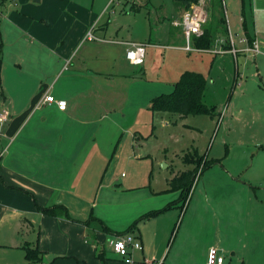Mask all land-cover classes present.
<instances>
[{
	"label": "crops",
	"instance_id": "obj_1",
	"mask_svg": "<svg viewBox=\"0 0 264 264\" xmlns=\"http://www.w3.org/2000/svg\"><path fill=\"white\" fill-rule=\"evenodd\" d=\"M113 2L110 0L107 6ZM210 2L207 1L209 17L212 11ZM253 2L264 5L261 0ZM93 6L95 4L91 5L86 0H11L6 5L8 9L5 11L2 8L0 12V111L8 109L10 113V120L0 137V149L6 148L0 156V239L7 243L2 244V247L18 250L24 257V245H37L43 251L42 262L29 261L34 264H65V260L74 255L89 259L86 255L90 248L97 253L96 258L101 262L99 254H104L107 262L106 243L109 242L113 250L111 241L126 234H133L143 246L141 250L131 251L130 262L113 250L126 263L132 264L134 259L147 261L151 255H162L167 247L171 223L170 220H166V224L162 221L165 226L160 227L157 215L176 206L178 199L182 200L180 190L170 189L169 181L173 177L168 181L169 190L172 191L170 195H165L164 191L157 193L163 188L143 193V200L138 201L133 210L109 202L104 195L100 205L99 196L97 200L93 199L92 191L97 187V179H91L92 175H96L89 149L91 114L102 111L101 118L104 117L103 113L113 109L123 93L121 89L116 92L115 84L110 89L115 98L108 101L98 96L99 99L92 105L88 99L95 87L92 78L106 77L113 81L125 77V74L110 72V65L114 63L116 53L119 54L122 49L119 47L116 52L112 44L124 45L127 49L126 44L122 43L125 41L100 37L105 35V25L94 22L92 25L96 23L95 27L89 26L96 14ZM235 13L238 15L235 28L229 22L228 27L231 33L234 32L236 56L231 48H225L230 42L225 35L217 38L212 51L218 54L217 59L231 54L236 61L237 76H241L238 91H242L251 104L250 112L244 106L240 112L257 114L252 118V125L256 126L254 132L250 128L245 133L246 140L243 143L264 149V72L261 70L264 53L253 55L248 50L250 39H260L256 27L253 34L248 28L250 39L245 32L239 44L235 40V35L241 29L245 30L244 22L247 23L245 0H240ZM91 28L96 36L94 39L86 38ZM181 34L184 37L183 29ZM30 37L35 38L29 41ZM261 37L264 38V35ZM79 46L85 50L77 67L87 72L79 75L84 78L80 87L70 92L66 87H59V83ZM221 48L224 52H217ZM249 56L254 57L257 66L252 80L240 73V64L245 69L244 64L249 62ZM59 72L63 73L61 77ZM108 74L111 76L108 77ZM74 76L66 75L67 79L71 78L68 79V85L73 84ZM252 91L262 94L263 105L259 102L257 106L258 103L252 101L249 96ZM46 93L54 95L56 99L66 100V109H60L56 103H41ZM227 126V137H230L231 127ZM186 170L191 169L182 171ZM236 173L219 161L201 172L200 180H207V183L202 185L205 198L199 199V202L209 208L218 222L217 231L211 234L212 241L207 242L203 249L205 264L210 247L219 248L222 254L229 250L235 256L244 239L250 235L247 226L253 200V181L242 179L241 173ZM220 182H226L227 186L218 185ZM130 189L129 185L123 187L125 191ZM194 194L195 190L186 202L185 212ZM36 202L42 207L61 206L54 216L39 210ZM164 206L167 209L162 211ZM157 210L161 212L152 214ZM92 216L95 218L92 219ZM88 219L91 220L89 224L86 222ZM123 220L124 223L119 224ZM148 220L156 221L150 235L138 228ZM179 232L174 239L172 235L169 239V243L173 239L172 244L177 241L175 254L180 253L182 248Z\"/></svg>",
	"mask_w": 264,
	"mask_h": 264
},
{
	"label": "rangeland",
	"instance_id": "obj_2",
	"mask_svg": "<svg viewBox=\"0 0 264 264\" xmlns=\"http://www.w3.org/2000/svg\"><path fill=\"white\" fill-rule=\"evenodd\" d=\"M10 1L0 0V12L2 8L5 11L8 9L6 5ZM86 1L91 5L95 4L92 8L96 14L89 26L94 22H100L107 27L104 28L105 35L100 37L147 43L146 59L142 65H134L128 60L124 45L112 44L115 45L116 52L119 51V47L122 49L119 54L116 53L115 61L110 65L112 66L110 72L125 74V77L113 81L106 77L92 78L95 87L92 83L93 92L88 98L92 105L99 99L98 96H103L108 101L115 98L114 92L110 90L115 84L116 92L117 89H121L123 93L114 108L103 113L104 117L101 118L102 111L91 114L89 149L96 174L92 175L91 179L94 181L97 179V187L92 191L93 199L97 200L99 196L100 205L104 195L109 202L131 207L133 210L137 202L143 200V193H151L154 192L153 190L163 188L157 193L161 194V191H164L165 195H170L172 191L169 190L168 181L172 177L186 168L197 169L193 183L195 194L187 212L182 206L183 199H178V196L175 208L157 215L160 227L165 226L166 220H170L171 223L164 253L157 257L151 255L147 261L134 259L132 264H149V262L205 264L203 249L207 246L205 245L207 242L212 241L211 234L216 232L218 227L216 217L209 208L203 207L199 202V199L205 198L202 185L207 183V180L203 182L200 176L202 168L208 163L207 158H216L225 166H229L237 173L240 172L242 179L253 181L251 187L253 200L249 211V226H247L250 235L244 239L235 256L229 250L223 251L224 264H264V149L243 143L246 140L245 133L250 128L253 129L250 131L254 132L256 126L252 125V118L257 114L248 113L251 104L247 102V96L242 91H238L241 76H237V64L233 56L230 54L217 59L218 54L212 51L214 47L196 49L193 45L196 50H186L187 41L181 34L182 27L174 25L175 20L181 19L183 12H179L173 0H131L130 2L115 0L109 7L107 4L110 0ZM205 2L208 5L207 0ZM245 2L249 31L253 34L256 27L259 41L262 42L264 41L261 37L264 35V5H260V2L254 3L253 0H245ZM239 3L240 0L210 2L212 11L206 27L212 30L215 38L227 36L230 45L234 32L229 33L228 22L235 28L238 20L235 12ZM106 6L107 10H105ZM95 26L96 23L91 27ZM244 34L245 30L241 29L235 35L238 44ZM34 38L30 37L29 41ZM219 46L221 44L215 48ZM223 48L218 52H224ZM84 50L80 46L77 47L71 63L67 64L65 74L59 72V77L63 74L59 87H66L71 92L77 90L84 82V78L79 75L87 71L77 67ZM248 59L249 62L244 64L245 69L240 64V73L243 77L252 80L253 74L257 72V66L254 57L249 56ZM261 70L264 72V65L261 66ZM187 71L200 72L206 77L201 99L213 114L181 116L152 111L150 109L152 100L156 96L172 93L182 74ZM67 74H75L71 85H68V79L71 78L67 79ZM110 76L108 74V77ZM249 96L252 101L258 103L257 106L259 102L263 105V96L260 92L258 94L257 91H252ZM243 106L248 112H240ZM227 125L231 127L230 137H227L229 132ZM126 185L131 186L132 189L123 190ZM218 185L227 186L226 182H220ZM167 206L162 209H167ZM149 220L138 227L146 235L152 234L156 223ZM162 221H165V224ZM122 223L124 220L119 224ZM178 230H180L179 237L182 238V248L180 253L175 254L177 241L175 240L173 244L172 242ZM171 235L173 239L169 243ZM2 244L7 243H3L0 239V264H34L25 260L24 254L18 250L2 247ZM88 251L86 256H89V259L74 255L66 259L65 264H103L96 258L97 253L95 254L92 248ZM90 254L93 256L91 257ZM106 256L108 258L106 264H128L113 252L109 242L106 243Z\"/></svg>",
	"mask_w": 264,
	"mask_h": 264
},
{
	"label": "trees",
	"instance_id": "obj_3",
	"mask_svg": "<svg viewBox=\"0 0 264 264\" xmlns=\"http://www.w3.org/2000/svg\"><path fill=\"white\" fill-rule=\"evenodd\" d=\"M176 4V7L179 8V12L189 9L193 4L200 2L201 0H173ZM208 1V0H207ZM128 2V1H127ZM133 7V6H132ZM137 9V8H136ZM139 10V9H137ZM246 19V18H245ZM207 23L204 26V33L200 36H193L192 44L197 49H210L215 44L217 38L213 36L212 30L206 27ZM245 32L248 34L247 23L244 22ZM250 39V37H249ZM1 41V40H0ZM253 40L250 39L251 45ZM1 44V42H0ZM228 47L231 48L230 42ZM226 47V48H228ZM1 54V47H0ZM206 85V77L195 71H187L182 74V77L178 80L175 85V88L170 94H162L156 96L152 100L151 110L156 112H169L172 114H179L181 116H187L189 114H206L212 115V111L202 102L201 92ZM10 120V119H9ZM264 146V145H263ZM207 158V157H205ZM208 163L202 168L201 172L208 169L211 165L217 162V159H208ZM197 176V169H191L182 171L176 174L170 181L171 190H180L183 208L188 201V198L193 189L194 178ZM1 177V176H0ZM37 208L42 210L45 214L54 215L58 214L59 208L61 205H53L51 207H42L36 202ZM166 210V209H165ZM164 211V210H162ZM161 211H154L152 214H158ZM92 219L95 217H91ZM90 219L86 222L89 224ZM25 258L30 262H42L43 251L38 248L37 245H24ZM99 257L102 259L103 264H106V258L104 254L100 253Z\"/></svg>",
	"mask_w": 264,
	"mask_h": 264
},
{
	"label": "built area",
	"instance_id": "obj_4",
	"mask_svg": "<svg viewBox=\"0 0 264 264\" xmlns=\"http://www.w3.org/2000/svg\"><path fill=\"white\" fill-rule=\"evenodd\" d=\"M115 1V0H112ZM130 2L131 0H125ZM209 19V9L206 5L205 0H201L198 3L193 4L189 9L183 11L181 19L175 20L174 25L181 26L185 39L187 41L185 45L186 50H196L193 48L192 38L193 36H200L204 32V26ZM229 33H231L230 28H228ZM96 36L93 33V28H91L86 38L94 39ZM231 50L236 56L237 49L234 46L233 38L231 37ZM122 42V41H121ZM127 45L126 57L134 65H141L146 59V46L147 43L144 42H122ZM248 50L257 55L264 53V41L260 42L255 40L253 44L248 48ZM218 52V51H217ZM41 103H56L60 109H66L67 101L64 99H56V97L50 93H46ZM10 119V113L8 109H3L0 111V137L3 135L4 127ZM6 148L0 149V156L3 155ZM111 246L115 252L120 254L125 258L126 261H132L131 251L132 250H141L143 249L141 241L135 237L133 234H126L122 237H118L115 240L111 241ZM225 261L224 255L220 252V249L217 247H210L208 251L206 264H223Z\"/></svg>",
	"mask_w": 264,
	"mask_h": 264
},
{
	"label": "water",
	"instance_id": "obj_5",
	"mask_svg": "<svg viewBox=\"0 0 264 264\" xmlns=\"http://www.w3.org/2000/svg\"><path fill=\"white\" fill-rule=\"evenodd\" d=\"M37 1H39V0H37Z\"/></svg>",
	"mask_w": 264,
	"mask_h": 264
}]
</instances>
